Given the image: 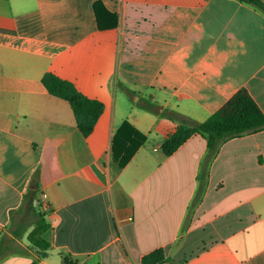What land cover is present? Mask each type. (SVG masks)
I'll use <instances>...</instances> for the list:
<instances>
[{"label":"crops","instance_id":"1","mask_svg":"<svg viewBox=\"0 0 264 264\" xmlns=\"http://www.w3.org/2000/svg\"><path fill=\"white\" fill-rule=\"evenodd\" d=\"M48 72L104 102L88 136ZM242 88L264 111V12L248 2L0 0V239L35 220L37 170L51 223L46 255L0 264H142L159 248L161 264H264V129L210 165L202 133L162 149L175 111L205 121ZM125 121L147 139L121 166Z\"/></svg>","mask_w":264,"mask_h":264},{"label":"trees","instance_id":"2","mask_svg":"<svg viewBox=\"0 0 264 264\" xmlns=\"http://www.w3.org/2000/svg\"><path fill=\"white\" fill-rule=\"evenodd\" d=\"M254 5L264 12V0H242ZM51 93L67 99L74 110L78 127L88 136L104 112L103 101L91 98L82 92L70 80L61 78L53 72H48L43 79ZM174 115L181 120L177 129L167 135L162 143V149L166 155L173 154L193 134L202 133L208 138V153L205 163L210 165L222 144L230 138L241 136L264 129V111L253 98L247 88L240 89L220 109L214 112L205 121H196L186 115L175 111ZM146 134L137 130L129 121H125L116 132L113 140V152L115 159L121 166L131 160L139 147L146 141ZM205 176L203 171L199 179ZM39 171L32 178L31 184L25 195V216L34 217L35 220L24 227V222L13 229V235L0 239V260L11 254H27L34 251L42 253L51 248V242L46 238L45 232L51 223L46 215L34 206V200L40 191ZM201 186L196 195L200 199ZM195 201V200H194ZM29 226H33L29 230ZM24 227V228H22ZM29 230L28 239L32 245H23L21 240ZM163 248L147 253L142 258V264H161L166 261Z\"/></svg>","mask_w":264,"mask_h":264},{"label":"built area","instance_id":"3","mask_svg":"<svg viewBox=\"0 0 264 264\" xmlns=\"http://www.w3.org/2000/svg\"><path fill=\"white\" fill-rule=\"evenodd\" d=\"M34 205L36 207L42 208L43 210H46V208H47L46 199L44 197L36 198L34 200Z\"/></svg>","mask_w":264,"mask_h":264},{"label":"water","instance_id":"4","mask_svg":"<svg viewBox=\"0 0 264 264\" xmlns=\"http://www.w3.org/2000/svg\"><path fill=\"white\" fill-rule=\"evenodd\" d=\"M33 247H34V249L38 250V247L37 246L34 245ZM46 254H47V251H44L43 252V255H46Z\"/></svg>","mask_w":264,"mask_h":264},{"label":"rangeland","instance_id":"5","mask_svg":"<svg viewBox=\"0 0 264 264\" xmlns=\"http://www.w3.org/2000/svg\"><path fill=\"white\" fill-rule=\"evenodd\" d=\"M26 240H28V238Z\"/></svg>","mask_w":264,"mask_h":264}]
</instances>
